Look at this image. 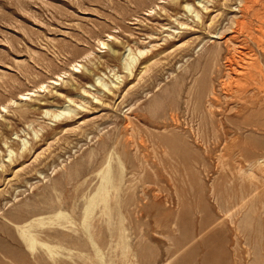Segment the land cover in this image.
Listing matches in <instances>:
<instances>
[{"label": "rangeland", "instance_id": "1", "mask_svg": "<svg viewBox=\"0 0 264 264\" xmlns=\"http://www.w3.org/2000/svg\"><path fill=\"white\" fill-rule=\"evenodd\" d=\"M244 1L0 0V264L41 261L24 234L33 226L45 241L66 238V263L87 264L96 254V264H127L114 246L116 210L111 224L100 215L97 190L114 185L104 182L109 169L124 171L116 192L136 254L131 264H264V190L249 186L236 164L244 153L246 164L264 155L263 3L253 12L256 41L241 35L258 58L245 97L251 104L230 97L239 75L226 66ZM67 103L74 113L55 117ZM87 206L95 209L93 232L83 222ZM58 209L65 215L53 216ZM34 211L45 218L29 224ZM47 257L43 264H54Z\"/></svg>", "mask_w": 264, "mask_h": 264}, {"label": "bare ground", "instance_id": "2", "mask_svg": "<svg viewBox=\"0 0 264 264\" xmlns=\"http://www.w3.org/2000/svg\"><path fill=\"white\" fill-rule=\"evenodd\" d=\"M185 2H184V5L186 6V7H192V5L190 4L191 2H188V0H184ZM245 2V5H244V9H243V18L242 19H239V20H236V22H235V28H233V33L228 37L229 38V40L228 41H231L232 43H233V45L232 44H230V45H232L233 46V48H232V50H233V52H232V54L229 56L228 55V58L226 59L227 60V65L226 66H228V71H230L231 73L233 72H235V73H237L239 76H238V78H237V82H236V85H235V88H234V90H233V88H232V90H233V92L231 91L230 93H229V95H230V97H235V98H238V100L239 99H241V98H245V97H247V91H250V90H248V87H250V86H252L253 84H254V79H255V75H256V69H257V64H258V58H257V56H256V52L254 51V49L252 48V46L250 45V43L248 42V40H246V39H242L241 37V35L242 34H246L249 38H251V40H253V41H256L255 40V38H254V35H253V33H252V22H253V16H255L254 15V11H255V9H256V5L259 3H263L264 4V0H245L244 1ZM184 6V7H185ZM256 6V7H255ZM205 8V7H204ZM152 10V9H151ZM195 10V9H194ZM263 10V9H262ZM196 14H197V16L199 17L200 15H201V13H199L197 10H196ZM195 14V15H196ZM200 14V15H199ZM199 19V18H198ZM258 19V18H257ZM200 20V19H199ZM258 26V25H257ZM260 27V26H259ZM254 28H256V25H255V27ZM263 28V27H262ZM232 29V28H231ZM259 29V28H258ZM261 29V28H260ZM107 36H108V38L110 39V38H112L113 37V35H111L110 33H108L107 34ZM261 37L262 36H260V39H261ZM257 38H259V37H257ZM100 42H101V44H103V45H105V44H107V42H106V40H104V39H102V40H100ZM257 43V42H256ZM238 44V45H237ZM227 45H228V43H227ZM231 46H229L228 48H230ZM258 47H260V46H258ZM129 49H131V48H129ZM218 49V48H217ZM263 49V48H262ZM132 50V49H131ZM130 50V52H133V51H131ZM147 49L146 48H140L137 52H138V54H144V52H147L146 51ZM218 51V50H217ZM217 51H213V52H211L210 53V55H211V57L212 58H215L216 56H218V58H219V53L217 52ZM89 53H92V52H89ZM89 53H87V55L89 54ZM209 53V52H208ZM137 54V55H138ZM132 55H133V53H132ZM132 55H131V57H132ZM208 55V54H207ZM227 56V55H226ZM131 57H130V60H131ZM136 57L137 56H135V54L133 55V59H132V61H134L135 59H136ZM210 57V56H209ZM244 57H247V58H245L244 59ZM129 59V58H128ZM217 59V58H216ZM244 59V61L243 62H241L242 60ZM137 60V59H136ZM216 61V60H215ZM129 62V61H128ZM127 62V63H128ZM217 62V61H216ZM133 62H131L130 61V63H128V65L126 66V68L127 69H131V64H132ZM135 63V62H134ZM213 63H215V62H213ZM242 63V64H241ZM82 63L80 62V60H76L74 63H73V68L72 69H75V71H78L79 70V68H80V65H81ZM144 66V65H143ZM145 67H147L146 65H145ZM144 67V68H145ZM225 67V66H224ZM238 67H241V69L240 68H238ZM134 68V67H133ZM132 68V69H133ZM143 68V69H144ZM146 70V69H145ZM131 71V70H130ZM133 71V70H132ZM64 73H66V72H64ZM227 73V72H226ZM62 74L63 73H61V74H59L58 76H59V78H51L49 81H48V84H46V82L44 81V82H42L41 84H40V87H41V90L43 89V88H45V87H48V85L50 84V83H54V81H58L59 79H61L63 76H62ZM130 74H131V72H130ZM229 75H230V73H228ZM259 75V74H258ZM119 76V75H118ZM231 76V75H230ZM101 77V76H100ZM228 78V77H227ZM225 79V78H224ZM232 79H234V78H232ZM74 80V79H73ZM98 80V79H97ZM230 80V79H229ZM102 82V81H101ZM258 82V81H257ZM227 83V82H226ZM114 84H116V83H114ZM107 85V83H105V86ZM112 85V84H111ZM114 86V85H113ZM108 87V86H107ZM115 88V87H114ZM107 89V88H106ZM110 89H111V87H110ZM109 89V90H110ZM231 89V88H230ZM40 90V88H35V89H29V90H26V91H23V92H21L20 93V98L21 99H27L28 97H31L32 95H33V93H37V92H39V91H41ZM86 90V89H85ZM254 90V89H253ZM252 90V91H253ZM112 91V90H111ZM114 91V90H113ZM211 91H213V90H211ZM226 91V90H225ZM255 91V90H254ZM86 92V91H85ZM203 92V91H202ZM209 92V91H208ZM257 92V91H256ZM112 93V92H111ZM252 93V92H251ZM227 94H228V92H227ZM251 95V94H250ZM253 95V94H252ZM256 95V94H255ZM207 96V95H206ZM228 96V95H227ZM258 96V95H257ZM229 97V98H230ZM254 97V96H253ZM70 98V97H69ZM228 97H225V100L227 99ZM248 98H250V97H248ZM257 98V97H256ZM255 98V99H256ZM232 99V98H231ZM231 99H230V101H231ZM246 99V100H245ZM244 100H245V102H248L247 101V98H245ZM16 100V99H15ZM15 100L14 99H12V101H14L15 102ZM71 101H72V99H70ZM228 100V99H227ZM233 100V99H232ZM229 101V102H230ZM241 101V100H240ZM236 102V101H235ZM239 102V101H238ZM238 102H236V103H238ZM253 102H255L254 101V99H253ZM163 103V102H162ZM161 102H160V104H159V106H161V104H162ZM231 103V102H230ZM248 103H250L251 104V101L250 102H248ZM257 103V101L255 102V104ZM220 105H221V103H219ZM258 104H260V101H259V103ZM158 105V104H157ZM214 105V104H213ZM82 106V105H81ZM156 105L154 104V107H155ZM215 106V105H214ZM217 106H219V105H217ZM242 106V105H241ZM249 106V104H244L243 105V107H248ZM251 106V105H250ZM252 106H254V105H252ZM8 106L6 105V104H2V109L4 110L5 108H7ZM83 107V106H82ZM158 107V106H157ZM220 107V106H219ZM238 107H240L239 105H238ZM61 108V111H59V113H54L55 114V117H59L61 114H63V113H71V112H73L74 113V111H75V108H73V107H71V105L69 104V103H67V104H64L63 106H61L60 107ZM222 109V108H221ZM239 109V108H238ZM244 109V108H243ZM158 110H159V108H158ZM239 110H241V109H239ZM220 111V110H219ZM242 111V110H241ZM49 112V111H48ZM223 112H224V110H223ZM222 112V113H223ZM243 112V111H242ZM0 113H1V111H0ZM77 113V112H76ZM226 113V112H225ZM153 114V113H152ZM156 114V113H155ZM164 114V113H163ZM219 114V113H218ZM165 115V114H164ZM240 115V114H239ZM154 116V115H153ZM173 116V115H172ZM171 116V117H172ZM234 116V115H233ZM237 116H238V114H237ZM227 117V116H226ZM232 118V117H231ZM248 118V117H247ZM250 118V117H249ZM156 120V119H155ZM245 120V119H244ZM250 120V119H249ZM248 120V121H249ZM247 121V120H246ZM252 121V120H251ZM252 123H253V121H252ZM242 125V124H241ZM245 125V124H244ZM251 125V124H250ZM238 126H240V125H238ZM165 127V126H164ZM239 128V127H238ZM237 129V128H236ZM238 130V129H237ZM227 131V130H226ZM239 131V130H238ZM35 133V132H34ZM36 133H37V131H36ZM38 133H39V131H38ZM228 133V132H227ZM233 133V132H232ZM229 134H230V132H229ZM235 134V133H234ZM38 136V135H37ZM234 136H236V134L234 135ZM237 137V136H236ZM234 139H236V138H234ZM24 140H26V139H24ZM142 141H144V140H142ZM152 144H157V145H159L158 143H160V142H158V141H156V139L155 138H152ZM232 141V140H231ZM230 141V143H232ZM236 141V140H235ZM234 141V142H235ZM28 142H27V140L26 141H24V143H23V145L26 147V144H27ZM220 143V142H219ZM224 143V142H223ZM229 143V142H228ZM227 143V144H228ZM236 143H238L237 141H236ZM233 144H235V143H232V145ZM143 145V144H142ZM226 145V144H225ZM230 146H231V144H229ZM228 145V146H229ZM237 144H235V146H236ZM244 145V144H243ZM238 146V145H237ZM23 147V146H22ZM223 147V146H222ZM232 147H234V145L232 146ZM24 148V147H23ZM22 148V149H23ZM226 148V147H225ZM220 150V149H219ZM223 151H224V149H222ZM221 150V151H222ZM14 150L12 149V148H10L9 149V156L11 157V154H12V152H13ZM229 151V150H228ZM241 151V150H240ZM245 151V150H244ZM243 151V152H244ZM248 151V150H247ZM246 151V152H247ZM106 152H108V150H106ZM226 153H228V152H226ZM248 153V152H247ZM221 154V153H220ZM219 154V155H220ZM231 154V153H230ZM233 154V153H232ZM245 154V158H246V160H247V155H246V153H244ZM243 154V155H244ZM248 154H251V153H248ZM225 155H227V154H225ZM229 155V154H228ZM243 155H242V157H243ZM143 156V155H142ZM222 156H224V155H222ZM232 157H234V155H231ZM235 156H237V154L235 155ZM227 157V156H226ZM251 157H253V156H251ZM250 157V159H252ZM223 158V157H222ZM229 158H230V156H229ZM244 158V157H243ZM255 159L254 160H252L251 162H247L248 164H246V163H244L243 161H246V160H243L242 161V158L240 159V162H237L236 164H238L237 166H239V168H240V170L242 171V170H244V172H246V173H244L245 175H242V179H244V180H246L247 182H248V184H250L249 186H251V184L252 185H255L254 187L255 188H258V186H262V188L261 189H263L264 190V183H259V177H261L262 175L264 176V167H262L263 166V164H264V155H261L260 154V156L259 157H254ZM220 159V158H219ZM230 159H232L233 160V158H230ZM237 159V158H236ZM238 159H239V156H238ZM237 159V160H238ZM249 159V160H250ZM224 160H225V158H224ZM3 161V160H2ZM239 161V160H238ZM147 162H149L150 163V161L147 159ZM219 162V161H218ZM227 163H228V160H227ZM230 164H231V161L229 162ZM229 163H228V165H229ZM235 164V163H234ZM235 164V165H236ZM171 165V164H170ZM232 165V164H231ZM255 167H259V170L258 171H256V169H255ZM238 171V170H237ZM240 172V171H239ZM123 176H124V171H122V172H114V171H111V169H109V170H107L106 171V177H109V179H107L106 178V180L104 181V182H106L107 184H109L110 183V181H112L111 182V184H114V185H112V191L109 189L110 187H108L107 185H105V184H103L102 183V185H101V188H100V190H97V194H99L100 195V199H101V201L103 202V205H102V207L100 208V215L101 216H104V217H106L105 218V221H107V223L108 224H111V220H115V215L112 213V211L113 210H116V214H117V217H119V219H118V221L117 222H113V223H116V226H115V229H114V232H113V234L116 236L115 238H114V246L115 247H118L119 249H120V254H121V257H122V259H121V263H127V264H131L130 263V257L133 255V256H136V254L134 253V249H133V247L131 246V243L127 240L128 239V233H127V226H125V219H126V217L123 215V202L121 203L120 201H119V198H120V196L118 195V193L116 192V190L117 189H121V190H124V187H123V185H121V184H124L122 181H123ZM240 178V177H239ZM241 179V180H242ZM129 181H133V182H135L136 183V181L137 180H141V177H132V178H129L128 179ZM136 180V181H135ZM263 180V179H262ZM174 181V180H173ZM243 181V180H242ZM241 181V182H242ZM245 181V182H246ZM244 182V181H243ZM246 182V183H247ZM175 183V182H174ZM244 184V183H243ZM262 184V185H261ZM245 185V184H244ZM242 187V186H241ZM244 187V186H243ZM253 187V189H255ZM238 188H240V187H238ZM252 188V187H251ZM260 188V187H259ZM232 189V188H231ZM239 190V189H238ZM246 190H248V189H246ZM258 190V189H257ZM260 190V189H259ZM262 190V191H263ZM228 191V190H227ZM241 191V190H240ZM254 191V190H253ZM221 192V191H220ZM231 192V191H230ZM236 192V191H235ZM239 192V191H238ZM249 192V191H248ZM248 192H247V194H248ZM252 191L250 190V193H251ZM255 192V191H254ZM253 192V193H254ZM223 193H225V192H221L220 193V195L221 194H223ZM234 192H232V194H233ZM241 193V192H240ZM244 194L246 193L245 192V190H244V192H243ZM243 193H241V194H243ZM249 193V194H250ZM227 194V193H226ZM226 194H225V196H226ZM240 194V195H241ZM243 194V195H244ZM248 194V195H249ZM263 194V193H262ZM106 195H108V196H106ZM219 195V196H220ZM237 196L236 194H233V196ZM239 195V196H240ZM223 196V195H222ZM227 196H228V194H227ZM234 196V197H235ZM245 196V195H244ZM247 196V195H246ZM96 197V192H95V194H94V196H93V198H95ZM221 197V196H220ZM241 197V196H240ZM240 197H238V200H239V198ZM116 199V206H114L113 204H112V200L113 199ZM219 198V197H218ZM229 198V197H228ZM230 198H232V196L230 197ZM242 198H244V197H242ZM226 199V198H225ZM222 199H220V201H221ZM223 200H224V196H223ZM227 200V199H226ZM232 200V199H231ZM234 200V199H233ZM240 200H242L241 198H240ZM235 201V203H236V200H234ZM226 202V201H225ZM231 202V201H230ZM239 202V201H238ZM240 202H242V201H240ZM220 203H223V202H220ZM126 204V203H125ZM234 204V203H233ZM223 205V204H222ZM128 206V205H127ZM227 208H228V202H227ZM231 206V205H230ZM229 206V207H230ZM126 208H128V207H126ZM49 209H51V208H49ZM49 211V210H48ZM51 211H52V209H51ZM126 211H127V209H126ZM94 212H95V209L93 208V207H91V206H87V209H86V211H85V213H84V215H83V222H86V230H88V231H91V232H93L94 230H96V224H94ZM33 213V216L31 217V221L29 222V224H33V223H36V222H38L41 218H45V217H39V212H36V211H34V212H32ZM42 213V212H41ZM125 213V212H124ZM128 213V212H127ZM54 215L53 216H63V215H65V213H63V211L62 210H60V209H58V210H56L54 213H53ZM140 214V213H139ZM42 215V214H41ZM141 215V214H140ZM23 217V216H22ZM142 218V217H141ZM140 218V219H141ZM19 219H21V218H19ZM22 219H24V218H22ZM50 219H52V217H50ZM246 223V222H245ZM211 223H207V224H205L203 227H202V230L203 229H205L206 227H208L209 225H210ZM249 224H251V223H248V225ZM234 225V224H233ZM32 229H33V232H32V234H30V233H27L26 234V232L24 231V234L26 235V237L30 240V244H31V246L33 247V251H31V252H29V253H31L32 255H34L37 259L38 258H40L41 259V261H39V260H37V263L36 264H43V262H44V259H46V256H48L47 257V259L48 258H50L52 261H53V263L54 264H69V263H66V260L63 258V255H64V251H63V249H64V245H63V241L64 240H66V238L65 237H60L59 239H58V241L57 242H48V241H45V240H43V238L41 237V235H40V232H39V230L36 228V226H33L32 227ZM236 229V234H237V232H238V229H239V227H236L235 228ZM247 229V228H246ZM245 230V229H244ZM94 237V236H93ZM93 237L91 238V240H92V244H93V246H96L97 245V242H96V240H94L93 239ZM253 238V237H252ZM190 240H191V238H190ZM186 242V241H185ZM182 243V242H181ZM37 244H40V245H44L45 246V250H43V251H38L37 250V248H36V246H37ZM186 243H183V244H180V243H175V245L177 246V249H179V248H181L182 246H184ZM78 244L76 243L75 244V246H76V249H77V251L78 252H81L82 250V248L80 247V246H77ZM70 249H73V248H70ZM132 252V253H131ZM93 257H94V259H93ZM87 264H96V254H95V256H90V257H88L87 258ZM84 263V260H82V259H76L75 260V264H83ZM47 264H51L50 262H47Z\"/></svg>", "mask_w": 264, "mask_h": 264}]
</instances>
